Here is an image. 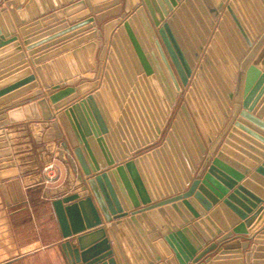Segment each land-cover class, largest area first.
I'll return each mask as SVG.
<instances>
[{"label":"water","instance_id":"water-1","mask_svg":"<svg viewBox=\"0 0 264 264\" xmlns=\"http://www.w3.org/2000/svg\"><path fill=\"white\" fill-rule=\"evenodd\" d=\"M26 1L6 0L0 16L8 9L21 26L23 13L33 15V2L40 8L39 0ZM104 1L84 0L89 9L69 18L87 16L75 28L91 24L77 43L100 37L66 55L67 81L52 85L54 109L74 102L45 112L43 98L9 112L12 123L48 121L50 139L72 150L82 169L81 190L52 203L66 264H215L211 253L220 243L226 244L222 249L242 239L245 249L251 241L263 244L264 228L245 227L253 219L245 203L256 207L261 201L236 187L246 168L229 157L238 158L229 147L232 133L217 147L230 128L263 140L264 0L97 5ZM3 36L0 27V45H19L17 37ZM25 73L26 82H33L28 88L36 87V76ZM39 94L42 89L34 96ZM257 172L264 175V165ZM18 175L0 129V179L6 180L0 187L8 204L26 200ZM263 211L258 207L254 216ZM262 249L252 245L248 264H264L258 261Z\"/></svg>","mask_w":264,"mask_h":264},{"label":"crops","instance_id":"crops-1","mask_svg":"<svg viewBox=\"0 0 264 264\" xmlns=\"http://www.w3.org/2000/svg\"><path fill=\"white\" fill-rule=\"evenodd\" d=\"M109 1L97 5H103ZM39 2L40 8L35 2L30 7L33 15L28 17L26 14H22L25 17V22H22L21 26L15 25L14 17L8 9L0 16V27L3 37H6L5 41H8L10 37H17L19 42L17 46L13 42L0 45V129H5L7 133L19 171L17 177L20 179L26 197L25 201L8 204L0 187V264H66L59 248L63 237L52 203L57 198L78 193L81 190L78 177L82 173V169L76 157L70 151L62 148L60 140L50 139L52 132L49 131L48 121L42 119L12 123L10 120L9 112L11 110L23 108L39 99L46 98L47 103L44 106V111L47 112L48 109H51L53 113L63 111L73 103L74 101L62 106L59 110L54 109L49 99L50 94L54 91L52 85L57 82L65 84L67 81L62 74L66 55L100 39V37H95L77 43L92 30L91 28L85 29L91 24L74 27L75 23L87 16L76 22L69 21L70 17L80 15L89 9L84 0H71V2L69 0H39ZM19 6L17 3L16 8ZM93 6L95 7L94 4ZM47 7L49 10L46 9ZM2 8H8L6 0L1 3L0 10ZM41 9L45 11V15H42ZM90 15L95 14L91 12ZM110 18L107 17V19ZM65 23L68 25L65 26ZM23 27L27 28L26 34H22L20 31ZM96 27L101 29L100 22H97ZM25 38L31 41L26 44ZM18 47L21 50H18ZM263 60L264 58L262 62ZM27 69L31 70L36 76L35 81L38 82V85L32 89L28 87L33 82H26L27 73L25 71ZM77 77H80V80L73 84L75 86L81 83L82 73ZM86 81L90 82L88 79ZM46 86H50L51 90H48ZM38 89H42V94L34 96ZM29 96L33 97L25 99ZM260 104H262L261 108L264 107V94ZM37 108L38 112L42 113V109L39 106ZM15 115H20V113H15ZM262 118H264V112ZM228 133H232L231 139L228 137ZM260 137L263 140L239 128L235 132L230 128L217 147V151H219L225 140L230 139L234 146L229 145V147L237 153L238 158L230 154L229 157L246 168V172L241 171L244 176L242 180L238 181L236 187L242 186L244 189L242 193L252 201L256 199L251 195L261 201H255L257 202L256 207L245 203L251 207V212L248 213L249 218L253 217L249 226L245 227L247 230L259 227L257 232L264 228V216L261 217L264 211L260 215L254 216L258 207H264V175L257 172L258 168L264 165V136ZM161 140H163V134H161L158 143ZM50 164H53L52 168H50ZM5 181L0 179V185ZM244 222L245 220L241 221L243 224ZM143 223L148 225L145 220ZM105 225L106 228L111 227L109 222H105ZM121 235L124 237L123 232ZM109 237L112 238L110 233ZM262 239L263 244L259 245L253 241L249 242L248 249L242 246L244 239L241 240L239 246L228 247L230 245L227 244L224 249L222 248L226 244L220 243L211 253L212 261L215 264H233L241 259L244 264H248L252 260L246 259V252H249L252 245L257 248L261 245L263 249L259 252L262 258L258 261L264 263V234ZM222 252L223 254H221ZM147 254L150 256L149 253ZM216 257L218 258L216 259ZM162 261L164 260L162 259ZM158 263L160 262H154V264Z\"/></svg>","mask_w":264,"mask_h":264},{"label":"rangeland","instance_id":"rangeland-1","mask_svg":"<svg viewBox=\"0 0 264 264\" xmlns=\"http://www.w3.org/2000/svg\"><path fill=\"white\" fill-rule=\"evenodd\" d=\"M64 150H65V149H64ZM70 152L73 154V156H75L72 150H71ZM50 165H51V164H50ZM50 165H49V166H50Z\"/></svg>","mask_w":264,"mask_h":264},{"label":"built area","instance_id":"built-area-1","mask_svg":"<svg viewBox=\"0 0 264 264\" xmlns=\"http://www.w3.org/2000/svg\"><path fill=\"white\" fill-rule=\"evenodd\" d=\"M52 167H53V164L50 165V168H52Z\"/></svg>","mask_w":264,"mask_h":264}]
</instances>
